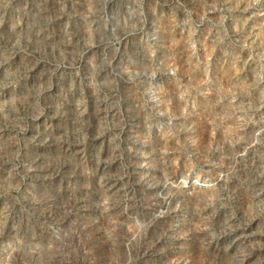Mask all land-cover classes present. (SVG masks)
Listing matches in <instances>:
<instances>
[{"label":"rangeland","instance_id":"374dc122","mask_svg":"<svg viewBox=\"0 0 264 264\" xmlns=\"http://www.w3.org/2000/svg\"><path fill=\"white\" fill-rule=\"evenodd\" d=\"M0 264H264V0H0Z\"/></svg>","mask_w":264,"mask_h":264}]
</instances>
